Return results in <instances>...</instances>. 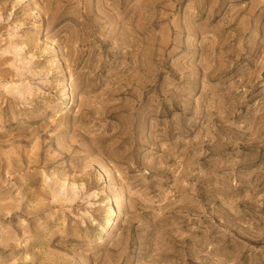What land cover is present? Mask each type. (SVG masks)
I'll use <instances>...</instances> for the list:
<instances>
[{"label": "rangeland", "instance_id": "374dc122", "mask_svg": "<svg viewBox=\"0 0 264 264\" xmlns=\"http://www.w3.org/2000/svg\"><path fill=\"white\" fill-rule=\"evenodd\" d=\"M0 264H264V0H0Z\"/></svg>", "mask_w": 264, "mask_h": 264}, {"label": "bare ground", "instance_id": "6f19581e", "mask_svg": "<svg viewBox=\"0 0 264 264\" xmlns=\"http://www.w3.org/2000/svg\"><path fill=\"white\" fill-rule=\"evenodd\" d=\"M111 217L109 218V220L107 221V223H106V226H108V227H110L111 226V224H112V222H111ZM113 221V220H112Z\"/></svg>", "mask_w": 264, "mask_h": 264}]
</instances>
